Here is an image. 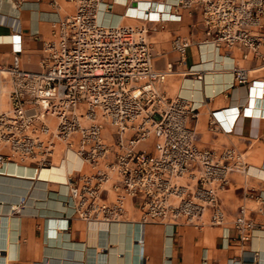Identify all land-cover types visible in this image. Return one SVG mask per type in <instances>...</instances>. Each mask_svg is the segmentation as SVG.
I'll return each instance as SVG.
<instances>
[{
    "label": "built area",
    "instance_id": "built-area-1",
    "mask_svg": "<svg viewBox=\"0 0 264 264\" xmlns=\"http://www.w3.org/2000/svg\"><path fill=\"white\" fill-rule=\"evenodd\" d=\"M70 1L73 12L55 20L43 41L39 71L21 69L20 49L10 64H0L9 78L8 107L0 110V164L50 168L56 153L71 151L81 164L64 185L72 215L87 226L124 222L131 202L141 223L219 226L228 243L251 242L256 226L245 208L228 227L219 198L230 175L247 168L244 153L197 146L198 109L163 89L175 63L154 67L146 24H103L98 15L109 8L105 0ZM179 10H199L203 43L236 48L241 59L264 64V0H175L167 12L179 19ZM189 44L181 36L171 40L177 64ZM251 73L234 66L233 84H247Z\"/></svg>",
    "mask_w": 264,
    "mask_h": 264
},
{
    "label": "crops",
    "instance_id": "crops-1",
    "mask_svg": "<svg viewBox=\"0 0 264 264\" xmlns=\"http://www.w3.org/2000/svg\"><path fill=\"white\" fill-rule=\"evenodd\" d=\"M174 1L139 0L124 5L105 0L109 8L101 22L146 24L154 67L164 69L168 62L175 63L163 89L190 99L198 109L197 146H235L244 153L247 171L232 173L219 198L228 227L238 208H245L256 226L251 242L228 243L225 228L219 226L196 228L163 220L142 223L137 239L132 224L136 215L121 224L87 226L72 215L67 187L54 183L65 181L63 161L59 176L53 174L55 168L30 169L29 178L44 183L31 182L29 195L18 197V190L10 188L0 191V264H264V64L241 59L236 48L228 51L203 43L199 10L191 14L179 10V19L171 13L165 16L163 12ZM72 12L70 0H0V64H10L14 50L20 49L21 69L39 71L42 44L51 36L52 23ZM176 36L190 42L183 64L176 63L178 56L171 48ZM237 65L252 72L245 85L233 84L232 68ZM189 68L201 78L188 73ZM78 165L75 158L68 171ZM1 186L14 184L0 181ZM131 205L127 202V210H134ZM13 206L18 211H12Z\"/></svg>",
    "mask_w": 264,
    "mask_h": 264
},
{
    "label": "bare ground",
    "instance_id": "bare-ground-1",
    "mask_svg": "<svg viewBox=\"0 0 264 264\" xmlns=\"http://www.w3.org/2000/svg\"><path fill=\"white\" fill-rule=\"evenodd\" d=\"M101 11L99 12V15H98V20L101 22V16L102 14H104V12L106 11L105 9H103V7L100 8ZM107 13V12H106ZM155 13V12H154ZM165 13V16H168V12H163ZM50 16V15H49ZM161 16V14H160ZM164 16V15H163ZM162 16V17H163ZM172 16V15H171ZM157 18V17H156ZM11 39H13V37L10 36ZM4 39V38H3ZM6 40V39H5ZM8 41V40H6ZM212 73V72H211ZM194 80V79H193ZM3 91V85L0 84V92ZM6 91V90H5ZM1 101H0V105H1ZM8 107V105H7ZM6 107V108H7ZM6 108H3V109H6ZM3 109H0V110H3ZM71 154L73 155L78 161H79V165L76 166V167H79L80 164H81V160L79 159V157L74 154L73 152L71 151H65L62 155L58 153L55 154L54 158H53V163H52V166L50 168H42V169H34V168H31L29 166H22V165H17V164H13V163H5L4 165H1L0 164V181H4V182H11L12 184H14V186H11V187H5V186H1L0 187V191L1 190H5V189H14L15 192L18 190V192H16V196H20L21 194H28V189H29V185L31 184V182H41V183H44V181L40 180V179H33V178H29L30 175H31V171L30 169L34 170L33 172L35 171H38V170H43V169H52V168H55L56 170L53 172L54 175L56 176H59L61 175L60 174V164L64 161V168H63V172H62V176H66L65 177V181L67 179V176L69 174L70 171H72L74 168H72V170L68 171V155ZM72 163V162H70ZM75 167V168H76ZM247 171V168H245L244 172ZM243 173V172H242ZM35 174V173H34ZM50 175V174H49ZM50 178V177H49ZM61 179V178H60ZM57 180V179H56ZM64 182H54L60 186H65L64 185ZM33 188V187H32ZM44 189V188H43ZM34 190V189H33ZM39 190V189H38ZM8 191V190H7ZM12 192V191H11ZM221 192V191H220ZM220 192H219V195H220ZM30 193V191H29ZM2 194V193H1ZM31 194V193H30ZM29 195V194H28ZM28 199V198H27ZM4 201V200H3ZM9 201V200H8ZM132 206V205H131ZM116 223H120V222H116ZM116 223H113V224H116ZM121 224V223H120ZM119 224V225H120ZM133 224V227H134V231L136 232V236H134L135 238L139 239L138 238V235H139V229L141 227V222L139 220H134L132 222ZM107 225V224H105ZM112 225V224H111ZM205 226H210V225H205ZM203 226V227H205ZM133 240V239H132ZM138 244L139 242H135V244ZM141 260V259H140Z\"/></svg>",
    "mask_w": 264,
    "mask_h": 264
},
{
    "label": "rangeland",
    "instance_id": "rangeland-1",
    "mask_svg": "<svg viewBox=\"0 0 264 264\" xmlns=\"http://www.w3.org/2000/svg\"><path fill=\"white\" fill-rule=\"evenodd\" d=\"M3 77L5 79H3ZM8 74L6 73H2L0 74V84L3 85V91L0 92V101H1V105H0V109L6 108L8 105V88H9V84H8ZM6 90V91H5ZM111 129H109L110 131ZM72 162V163H70ZM75 162V158L73 155L69 154L68 155V165L71 166L73 165V163ZM241 178V177H240ZM47 180H52L54 181L52 178H47ZM136 215L137 216V220H138V213L136 210H131L130 208H128V212H127V216L126 219L130 218L133 219V216Z\"/></svg>",
    "mask_w": 264,
    "mask_h": 264
}]
</instances>
